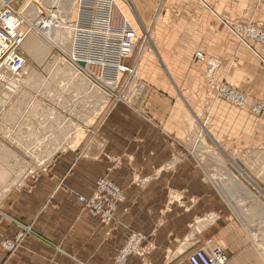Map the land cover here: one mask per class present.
<instances>
[{
  "label": "crops",
  "instance_id": "crops-1",
  "mask_svg": "<svg viewBox=\"0 0 264 264\" xmlns=\"http://www.w3.org/2000/svg\"><path fill=\"white\" fill-rule=\"evenodd\" d=\"M78 1L64 20L73 47L71 40L67 50L54 43L60 57L43 67H27L21 86L11 93L16 113L6 116L0 154L51 157L39 162L31 176L29 169L19 175L17 167L0 168V243L20 236L11 251L0 244V264H112L130 229L153 239L147 264H161V252L180 249L190 234L197 246H225L227 264H264V216L254 210L243 216L239 207L225 206L255 200L238 194L229 199L222 182L208 177V165L181 145L196 137L191 125L195 113L207 110L206 132L213 142L255 146L264 141V114L256 118L216 98L215 92L207 94L202 77L205 61L219 59L216 82L264 99V47L222 38L230 30L222 20L233 18L203 1L215 20L202 24L206 38L185 45L190 59L179 60L171 49L146 53L132 81L134 94L117 100L91 80L93 72L100 73L92 70L93 59L106 56L104 50L91 53V43L104 44L107 27L115 22L108 17L109 0ZM249 2L252 15L256 4L264 5ZM43 8L62 18L57 7ZM197 51L203 59L194 58ZM72 55L85 65L72 64ZM125 81L122 77L120 88ZM251 153L263 155L264 149L254 147ZM6 170L12 172L7 177ZM246 170L257 189L264 188V162L247 164ZM101 176L125 196L110 224L77 199L89 197ZM127 264L142 262L131 256Z\"/></svg>",
  "mask_w": 264,
  "mask_h": 264
},
{
  "label": "rangeland",
  "instance_id": "rangeland-1",
  "mask_svg": "<svg viewBox=\"0 0 264 264\" xmlns=\"http://www.w3.org/2000/svg\"><path fill=\"white\" fill-rule=\"evenodd\" d=\"M7 1L13 9H15L20 13L22 12V14L25 15L26 19H28V22L29 21L33 22L34 20L37 19V14H35L34 11L30 9L31 5L35 7V11L38 9L37 11H42V12H45L43 8L44 6L46 7L55 6L59 9V12L61 11L60 12L61 17L63 16L68 17L69 11L72 12L71 8H74V3L77 2V0H73V3H71V5L67 7L63 4L55 3L54 0L51 1L50 0L49 1L48 0L47 1L7 0ZM203 1L208 6L212 7L215 11L223 14H227L231 16L230 18H233V20L232 19L222 20V26L225 25L224 24L225 22L229 23L231 26V30L228 29L229 32L227 31L228 33L224 30L227 36L225 37L222 36V38H237L239 41H241L242 43L245 42L250 47L251 45L254 44L264 47V21H263L264 5L260 6V4L259 5L256 4L257 10L254 12V15H252L253 14L251 13L252 11L249 12V7H248V4H250L249 0H201V1L200 0H117V1L114 0V4H113L114 9L112 10V18H114L115 22H112L107 27L108 37L106 38V40H104V44L95 43L96 45H94L91 43V53L97 55L100 53V50L105 51L106 56L104 58L93 59L92 70H94V68L96 70H99L102 76L106 79V81L104 84H102V82L98 80H92V81L94 83L101 84V86H104L109 92L106 91L104 88L102 89L105 92H107L109 97L115 99L117 98V100L126 99V98L128 99V97L134 94L133 90L132 91L130 90L132 88V81L134 83L135 80H133V78L135 79L134 76L138 72L137 68L140 64L142 57L146 53H149L150 55L152 54L153 56V53H155L156 51L171 49V51H175V55L179 60L190 59L187 56V54L189 53L185 52V45H187L188 47L194 46L195 41L198 40V38H206L207 31L206 29H204L202 24L207 25L209 22L208 19L215 20L212 14L209 13V11L205 8L204 4L202 3ZM260 1L264 2V0H257V2ZM48 2L50 4H48ZM58 2L60 1L58 0ZM253 6H255V3H253ZM34 14L36 15V17ZM60 19L62 20L61 22H63L62 25L64 27L56 29L55 33H53V36L44 33V30L39 28L40 22H38V20L35 21L37 23L36 31L34 29L27 36L25 40V45H23L24 47L23 49L27 56L26 68L29 66L43 67L49 62L50 58H53L54 61L57 60L60 56L57 54V51L53 48L54 43L63 44L64 50H67L69 48L70 40H71V46L73 45L72 39L68 38V36L70 35L69 24L66 25L68 28L65 27L64 19H66V17ZM123 19H125L128 23L130 22L129 24L135 29V31L137 32V36L139 37V41L134 46L133 52L128 57L125 58L120 57L118 55V40L122 32ZM28 45L33 46V48H36V52H37L36 56L28 52ZM71 50L72 48H70V51ZM197 53H200V51L195 52L194 58L201 60L202 58L199 57ZM154 59L156 63L158 64L161 63L160 59H158V57L155 54H154ZM210 59L217 60L219 62V66L221 65L220 60L216 58H208L205 61L202 77L206 85L207 94L210 95L213 92H215L216 98L223 99L222 96L217 94V86L219 84H224L228 88L236 90L239 93L246 96L249 101H254L256 106L241 107L223 99L225 102L231 104L235 108L246 109L256 118H260L264 114V99L257 97H250L244 92L230 86L225 81L216 82V74L219 66L215 71L213 84L210 86L212 81L210 78L205 76V65L206 62H208V60ZM124 60L126 61L123 62ZM122 77L123 78L126 77V81L124 82V84L122 83L123 85L121 84L122 87L120 88L119 84L121 83ZM22 79L23 78H21V82L19 84L12 82L11 79H9L6 82L0 81V132L5 130L4 122L6 121V116H9L11 118L16 113V111H14L10 107V103L12 101L11 93L13 89L14 90L19 89V86H21L22 84ZM208 113H209L208 110L204 113L201 112L195 113L192 124V130L197 131L200 129L201 136L199 135L198 140L196 138H192V139L190 138L189 140H187L188 142H186L185 145L183 144L181 145L183 146V148L190 151V154L193 155V157L197 160V162L203 164L206 163L208 165V173H207L208 177L209 178L217 177L216 180L222 182L221 187L223 189L226 188L227 185L230 183L229 178H224V180H221V174L218 171H215V169L219 165H222V162L225 161L223 162L224 165L226 164V166L231 170V172L235 176H237L238 180L249 190L250 197H248V199L255 200L254 202H252L253 204L247 201L246 202L240 201L237 204L225 203V206L231 207L233 205L239 207L240 213L243 216L246 213H248L250 210L252 211L254 210L257 216L258 215L264 216V195H263L264 188L261 187L260 189L261 191H263L262 193L259 189H257V187L253 186V184L248 182L238 172V170L230 163V160L232 159L248 176H250V174L246 170L247 164L253 166L254 164L259 163L260 166V164L264 162V154L252 155L251 152L254 147L264 149V141L260 142L255 146H248V145L237 146L234 145L232 141L225 142L224 144H217L207 136L206 131L209 125ZM196 117L199 119L200 122L198 120L196 121ZM202 131L205 132L203 133ZM94 132H95L94 130L91 131V133ZM202 149L205 150V152H203ZM197 152L201 153L200 156L195 154ZM50 157L51 156H46V157L37 156L35 154L16 155V156L15 155L13 156L11 154L10 155L0 154V168L1 167L4 168L5 166V168L12 170L13 168L15 169V167H17L20 169L17 172V174L19 175L23 171H27L29 169L28 173L31 176L36 173L38 163L44 162L45 158L47 159L46 161H48ZM211 169L213 171H211ZM10 172L11 171L6 170L5 172L6 177ZM259 173H263V172L260 171ZM101 177H105L109 179L107 176H101ZM251 179L255 181L252 176ZM109 180L112 183H114L111 179ZM1 182L5 183L6 180ZM116 186L119 187L118 185ZM6 187L7 186H4L3 189H6ZM119 189L123 193V190L120 187ZM223 192L229 199H231L234 195H236L235 191H230V192L223 191ZM253 194H255L256 198H258L259 200H257L255 197L253 198L252 196ZM123 201L124 199H122L118 203V206ZM82 207L88 211V209L83 205ZM116 217L117 216L115 213V219L105 223L107 224L114 223L116 221ZM205 222L208 224L210 222V218H208ZM131 232H139L141 234L146 235L149 238L145 243L141 245V249H144V253L141 256L136 253L131 254L129 256V257L136 256L140 259L142 264H147L148 256L154 249V242L153 239L151 238V235L146 234L142 231L133 230V229L128 230L125 241L117 249L116 253L125 244V242H127L129 234ZM19 238L20 236H17L14 239L6 238L1 240L0 244L5 250L11 251L8 250L7 247L8 242H15V241L18 242ZM190 238L195 239V235L190 234L187 238H185V240H183L185 241V245L182 246L180 249L161 252L162 253L161 264H187L186 257L190 251L198 247L209 245L208 243H202L197 246L194 243L193 244L191 243L192 240ZM213 244L225 248V246H223L221 243L213 242ZM116 253L114 254L112 264H114Z\"/></svg>",
  "mask_w": 264,
  "mask_h": 264
},
{
  "label": "built area",
  "instance_id": "built-area-1",
  "mask_svg": "<svg viewBox=\"0 0 264 264\" xmlns=\"http://www.w3.org/2000/svg\"><path fill=\"white\" fill-rule=\"evenodd\" d=\"M36 20L45 26L53 28L61 26L58 14L53 10H45V12L39 11ZM36 20L29 23L25 15H23L22 12L20 13L13 9L7 0H0L1 82H6L9 79L16 84L21 82L23 72L27 66V56L23 49V44L27 36L34 29L36 30ZM136 42L135 32L133 29L129 25H124L123 23L122 32L118 40V55L123 58L128 57L132 53ZM197 55L202 57L201 53H197ZM70 60L72 64L79 66L80 61H82L84 65L86 63L85 60L77 59L73 55ZM212 68V65L208 66V69ZM207 74L210 73L207 72ZM220 88V95L222 96H226L230 91H234L224 84H222ZM236 104L242 105L243 103ZM121 194L122 192L119 187H117L109 179L101 177L97 182L93 196L85 197L79 195L78 201L86 207L91 214L100 217L104 222H109L115 219L118 203L121 201ZM22 227L24 232L29 231L28 227ZM148 239L149 238L144 234L131 232L127 242H125V244L116 253L114 264H126L128 257L134 253L141 256L144 253V249H141V245ZM16 243V241L8 242V250H13ZM228 260V255L224 252L223 248L218 245H205L195 248L190 251L186 257L187 264H227Z\"/></svg>",
  "mask_w": 264,
  "mask_h": 264
},
{
  "label": "bare ground",
  "instance_id": "bare-ground-1",
  "mask_svg": "<svg viewBox=\"0 0 264 264\" xmlns=\"http://www.w3.org/2000/svg\"><path fill=\"white\" fill-rule=\"evenodd\" d=\"M45 1H47V0H45ZM49 1V0H48ZM51 1V0H50ZM60 2H58V0H54V2L55 3H60V4H63V5H65V6H67V7H69L70 5H71V3H73V0H59ZM75 2V1H74ZM77 2H79L78 0H77ZM54 3V4H55ZM48 4H50L49 2H48ZM78 4V3H77ZM113 4H114V0H109V8H108V10H109V15H108V17H109V20H110V16H112V10L114 9L113 8ZM31 7V8H30ZM29 8L31 9V10H33L34 11V13L35 14H37L38 15V12L39 11H35V7L33 6V5H31ZM72 9V8H71ZM34 14V15H35ZM35 17H36V15H35ZM63 18V17H62ZM66 18H67V16H66ZM60 19V18H59ZM65 20V19H64ZM67 20V19H66ZM27 21H28V19H27ZM62 20L60 19V27H57V28H53V27H50V26H45L44 24H42L41 22H40V26H39V28H41V29H43L44 30V32L46 33V34H48V35H51V36H53V33H55V31H56V29H59V28H63L64 26L62 25V23L63 22H61ZM29 23H31L30 21H29ZM123 23H124V25L126 24V25H129L132 29H133V31L135 32V37H136V41L138 42L139 41V37L137 36V32L135 31V29L125 20V19H123ZM230 30H231V26H230V24L229 23H227V22H225L224 23ZM150 27V26H149ZM36 31V30H35ZM72 39V42L74 43V38H71ZM32 42V41H31ZM136 42V43H137ZM243 43H245V42H243ZM246 44V43H245ZM23 45H25V42H24V44ZM33 45V44H32ZM72 47H73V45H72ZM24 48V47H23ZM133 50H134V47H133ZM28 52L29 53H31V54H33V55H35L36 56V48H33V46H30V45H28ZM133 52V51H132ZM201 53V52H200ZM202 59H203V56L201 57ZM211 66L212 65V69H208V66ZM92 66V65H91ZM218 66H219V62L217 61V60H214V59H210V60H208V62H206V65H205V76H207L208 78H210L211 79V84H210V86L213 84V79H214V74H215V71H216V69L218 68ZM207 68V69H206ZM207 72L208 73H210V74H207ZM91 80H98V81H100V82H102V84H104L105 83V81H106V79L102 76V74H101V72H100V74H99V72H93L92 74H91ZM94 85H96L97 87H99L101 90H103L102 88H104L106 91H108L104 86H101V84H97V83H94ZM222 86V84H219L218 86H217V94H219L220 95V93H221V87ZM211 88V87H210ZM104 91V90H103ZM105 92V91H104ZM109 92V91H108ZM106 94H107V92H105ZM109 96V95H108ZM220 96H222V95H220ZM223 97V99L224 100H226V101H228V102H230V103H233V104H235V105H237V106H252V107H255L256 106V104L254 103V101H249L248 99H247V97L246 96H244L243 94H241V93H239L238 91H236V90H234V91H230L226 96H222ZM236 103H243L242 105H238V104H236ZM199 121V119L196 117V121ZM200 122V121H199ZM193 124V122L191 123V125ZM196 127V126H195ZM199 127H200V125H199ZM203 130V129H202ZM206 131V130H205ZM205 131H202L203 133L205 132ZM196 132V134H195V138L198 140V137H199V135H200V129L199 130H197V131H195ZM201 136V135H200ZM201 140V139H200ZM195 154H197L198 156H200V154L201 153H199V152H197V153H195ZM221 162V161H220ZM223 162H225V161H223ZM222 162V165H219L217 168L218 169H220V170H217L220 174H221V180H224V178H229V184L227 185V187L226 188H224L223 189V191H226V192H230V191H235L236 192V195L238 194L239 196H241V197H243V198H246V199H248V197H250V192H249V190L238 180V178H237V176H235L232 172H231V170L226 166V164L224 165V163ZM230 163L232 164V166H234L237 170H238V172L248 181V182H250L251 184H253L255 187H258V186H256V184L253 182V180L235 163V161H233L232 159L230 160ZM101 178V177H100ZM100 178H98L97 180H96V184L95 185H97V182H98V180L100 179ZM103 178V177H102ZM228 182V181H227ZM225 183H226V181H225ZM116 185V184H115ZM259 188V187H258ZM95 189H96V186H95ZM95 189H94V191H93V193L91 194V197L93 196V194H94V192H95ZM261 191V190H260ZM262 193H263V191H261ZM263 195H264V193H263ZM253 196V198H254V195H252ZM122 199H124V194L122 193L121 194V200ZM211 246H213L214 244H210Z\"/></svg>",
  "mask_w": 264,
  "mask_h": 264
},
{
  "label": "water",
  "instance_id": "water-1",
  "mask_svg": "<svg viewBox=\"0 0 264 264\" xmlns=\"http://www.w3.org/2000/svg\"><path fill=\"white\" fill-rule=\"evenodd\" d=\"M79 64L82 65V66L84 65V63L82 61H80Z\"/></svg>",
  "mask_w": 264,
  "mask_h": 264
}]
</instances>
